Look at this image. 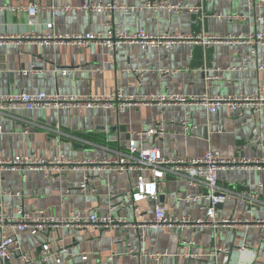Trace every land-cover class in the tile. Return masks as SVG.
<instances>
[{"label":"crops","instance_id":"crops-1","mask_svg":"<svg viewBox=\"0 0 264 264\" xmlns=\"http://www.w3.org/2000/svg\"><path fill=\"white\" fill-rule=\"evenodd\" d=\"M37 1L48 7L51 0H0V4L17 5ZM86 1L55 0L56 5H79ZM147 0H117V3L139 5ZM185 2L188 7L170 10L59 11L47 9L30 17L25 12H0V33L31 34L42 32L48 22L58 33H83L107 30V25L133 34L144 31L158 35L179 32L211 35L219 38L210 43L184 41L167 49L159 46L141 47L124 43L114 51L101 44L86 48L23 41L0 47V92L103 95L120 89L125 95H232L247 93L258 86L264 88V43L255 47L243 37L264 33V7H255L248 0H161ZM99 66L101 72L95 68ZM56 67L74 69L63 76ZM33 68L37 73L22 75L19 71ZM188 119L193 128L187 129ZM0 150L6 157L35 153L44 157L64 156L80 160L94 157L113 158L126 150L131 131L160 126L161 134L137 141L145 147L156 146L169 157L200 156L207 149L225 158H264V106L258 111L245 108L241 112L228 106L210 113L203 105L141 104L128 106L114 113L104 106L91 109H17L0 117ZM259 136V139L257 138ZM260 141V142H258ZM138 171L129 173L102 170L92 173L94 192H82L79 185L85 172L65 171L45 175L31 171L26 178L18 172H2L0 187L20 191L0 199V210L13 214L19 208L42 209L50 216H63L70 211L89 209L98 214L109 212L123 192L137 184ZM147 175L146 172L142 173ZM219 187L233 195L216 209L220 217L237 218L240 222L227 228L212 225L128 227L120 229L59 228L47 234H21L25 261L13 256L7 264H58L54 259L39 260L40 246L58 243L68 247L60 264H264V169L239 168L219 171ZM260 184L262 186H260ZM259 191L258 202L238 200L244 190ZM158 198L145 197L139 202L127 198L123 208L112 212L134 222L141 215L152 217L156 206L167 214L205 217L208 188L203 184L189 186L186 178L167 176L158 187ZM185 193L198 199L186 202L175 198ZM193 242L182 245L181 241ZM219 249V250H217ZM116 255L109 259L111 252ZM132 250L133 252H129ZM86 253L82 263L80 255Z\"/></svg>","mask_w":264,"mask_h":264},{"label":"built area","instance_id":"built-area-1","mask_svg":"<svg viewBox=\"0 0 264 264\" xmlns=\"http://www.w3.org/2000/svg\"><path fill=\"white\" fill-rule=\"evenodd\" d=\"M55 0H51L48 7H43L37 1H29L27 3H19L17 5L0 4V12H25L30 17L35 16L41 10L47 8L52 15H56L59 11H69L76 9L78 11H91L98 13H108L113 10H135V9H158L167 8L170 10H179L190 8L196 11L195 7H188L185 2L169 3L161 0H147L139 5L117 3V0H107L105 2L86 1L79 5H56ZM248 3L255 7H264V0H248ZM245 40L251 45V52L255 53V47L264 43V33L256 32L247 34L243 37H226V39ZM219 38L211 35H191L179 32H166L158 35L138 31L133 34L125 33L116 29L113 25H107V30L83 32V33H58L53 29V23L48 22L45 29L40 33L31 34H5L0 33V47L11 43H20L25 41L35 42L39 44L60 43L86 48L93 44H101L109 51H114L117 47L124 43L139 44L145 46H159L171 48L176 44L184 41H193L195 43H210L218 41ZM257 68L263 69V65ZM97 72H101V68H95ZM55 71L63 76L69 75L74 69L56 67ZM22 75L28 73H37L33 68L19 71ZM181 104L191 103L195 105H203L210 113L216 112L222 106H228L233 111L241 112L245 108L259 110L264 106V88H257L244 93L238 92L232 95H208L202 93L200 95H183L180 93H169L160 95H125L120 89H116L112 93L103 95H77V94H60L46 93L44 91L27 93L19 91L16 93L0 92V117L8 111L17 109H35V108H53V109H91L104 106L111 109L114 113H119L128 106H136L141 104ZM182 124L187 128H193L188 119H184ZM2 125L0 122V132ZM163 128L160 126L147 130H134L130 133L126 150L119 152L113 158H88V159H70L64 156L44 157L35 153L26 155H14L6 157L0 150V174L2 172H18L22 178H26L31 171H42L47 176L52 174H60L65 171L85 172L83 182L79 185L80 191L94 192L90 187L92 173L102 170H116L119 172L129 173L138 171L137 184L133 189L123 192L119 201L112 205L108 213L98 214L89 209H78L70 211L63 216L47 215L42 209L25 210L19 208L15 213L8 214L0 210V264H7L13 256H20L25 261L29 257L25 254L21 234L24 231L32 236L38 234H47L53 229H79V228H95V229H120L128 227H163L177 226L182 229L187 225L201 226L212 225L214 228H227L233 223L240 222L237 218L220 217L217 212V205L223 203L226 199L233 195V191L219 187V171L223 169H239V168H257L264 169V158H225L217 151L207 149L200 156L185 157L176 156L169 157L162 153L161 149L156 146L145 147L138 145L137 141L143 142L145 137L161 134ZM259 139V136H257ZM260 142V141H258ZM146 172L147 175L142 173ZM184 177L189 186L203 184L208 188L207 193L203 197L208 200V207L205 217L193 218L190 215H173L167 214L161 206H156L152 217L141 215V219L134 222H127L125 219L115 215L112 211L117 208L125 207L127 198L133 202H139L145 197L153 199L158 198V187L163 179L167 176ZM260 186H262L260 184ZM20 191L3 189L0 187V199L8 195H19ZM175 198L186 202H194L198 198L188 193L183 195L176 194ZM240 203L244 201L258 202L259 191L244 189L238 194ZM256 223L264 224V219L256 218L252 220ZM182 245L193 244L182 240ZM219 250V249H217ZM129 252H133L129 250ZM68 254V247L58 243L55 248H51L48 243L40 246L39 260L46 262L54 259L60 264ZM116 251L113 250L109 259H113ZM82 263L87 259L86 253L80 255Z\"/></svg>","mask_w":264,"mask_h":264}]
</instances>
